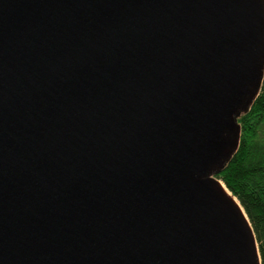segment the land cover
<instances>
[{
  "label": "water",
  "instance_id": "1",
  "mask_svg": "<svg viewBox=\"0 0 264 264\" xmlns=\"http://www.w3.org/2000/svg\"><path fill=\"white\" fill-rule=\"evenodd\" d=\"M263 84L264 0H0V264H262Z\"/></svg>",
  "mask_w": 264,
  "mask_h": 264
},
{
  "label": "trees",
  "instance_id": "2",
  "mask_svg": "<svg viewBox=\"0 0 264 264\" xmlns=\"http://www.w3.org/2000/svg\"><path fill=\"white\" fill-rule=\"evenodd\" d=\"M239 124L240 148L217 180L244 209L264 264V84L254 106L239 118Z\"/></svg>",
  "mask_w": 264,
  "mask_h": 264
}]
</instances>
